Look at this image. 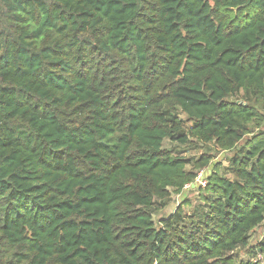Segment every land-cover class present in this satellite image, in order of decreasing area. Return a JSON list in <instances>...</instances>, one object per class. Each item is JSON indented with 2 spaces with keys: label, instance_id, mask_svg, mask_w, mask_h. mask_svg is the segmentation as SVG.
Instances as JSON below:
<instances>
[{
  "label": "trees",
  "instance_id": "16d2710c",
  "mask_svg": "<svg viewBox=\"0 0 264 264\" xmlns=\"http://www.w3.org/2000/svg\"><path fill=\"white\" fill-rule=\"evenodd\" d=\"M262 225L264 0H0V264H259Z\"/></svg>",
  "mask_w": 264,
  "mask_h": 264
},
{
  "label": "rangeland",
  "instance_id": "374dc122",
  "mask_svg": "<svg viewBox=\"0 0 264 264\" xmlns=\"http://www.w3.org/2000/svg\"><path fill=\"white\" fill-rule=\"evenodd\" d=\"M175 144L172 141H167L166 146H171ZM203 153H211L214 158V161L221 160L222 165L224 166L223 169H225V166L229 164V159L234 156V151H220L215 148L212 144L206 145V146H200L199 149H193L189 150V153H187L188 156L192 157H199ZM212 166V164H211ZM210 166V167H211ZM225 172V170H224ZM205 183L207 180L204 178ZM198 186H189L185 187L181 193L179 194H173V198L171 200V203L168 207H161L159 203H156V210L154 211V218L158 223H160V219L163 217L168 216L170 213H172L178 206H183L184 210L186 212L192 210L195 206L200 204V196H199V190ZM185 200H189L190 204L183 203ZM264 236V225L260 226L258 229H256L251 236L250 240V246L254 247L256 246L260 240L263 239ZM250 247L248 248H242L239 249L238 253L236 254V260L238 264L242 260H247L250 256Z\"/></svg>",
  "mask_w": 264,
  "mask_h": 264
},
{
  "label": "built area",
  "instance_id": "2783aa9c",
  "mask_svg": "<svg viewBox=\"0 0 264 264\" xmlns=\"http://www.w3.org/2000/svg\"><path fill=\"white\" fill-rule=\"evenodd\" d=\"M197 181L200 182V183H202V185H205L206 184L205 181H204V177H202V172L199 174V176L197 178ZM189 186H190V184H187L185 187H189ZM254 261L256 263H259V264H264V252L263 253L262 252H259L256 255Z\"/></svg>",
  "mask_w": 264,
  "mask_h": 264
}]
</instances>
